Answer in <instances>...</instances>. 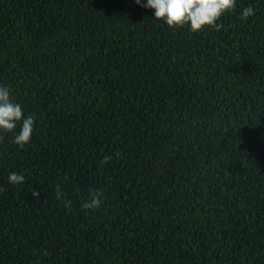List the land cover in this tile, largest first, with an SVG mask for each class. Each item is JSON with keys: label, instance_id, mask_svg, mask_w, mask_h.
<instances>
[{"label": "trees", "instance_id": "trees-1", "mask_svg": "<svg viewBox=\"0 0 264 264\" xmlns=\"http://www.w3.org/2000/svg\"><path fill=\"white\" fill-rule=\"evenodd\" d=\"M217 23L0 0V86L36 117L23 149L0 131V264H264V0Z\"/></svg>", "mask_w": 264, "mask_h": 264}, {"label": "clouds", "instance_id": "clouds-1", "mask_svg": "<svg viewBox=\"0 0 264 264\" xmlns=\"http://www.w3.org/2000/svg\"><path fill=\"white\" fill-rule=\"evenodd\" d=\"M135 3L143 8L152 9L153 17L164 21L169 28L190 25L192 32H199L207 27L220 31L223 24H218L217 21L236 7V0H146V3L135 0ZM252 15H254V9L251 6L244 7L241 19L246 20ZM35 120L34 115L25 116L22 106L11 98L8 87L0 86V131L13 132L19 123L20 130L15 134L13 143L23 149L31 142ZM114 155L118 156L119 153ZM111 159L112 157L105 155L100 163L107 164ZM8 183L13 186L21 185L25 183V177L21 173L12 171L8 175ZM31 194L39 198L37 190H33ZM55 197L64 204L66 209L71 210L72 201L67 198V193L59 184L56 185ZM103 200V191L89 189L88 199L82 203L81 207L86 211H95L101 207Z\"/></svg>", "mask_w": 264, "mask_h": 264}]
</instances>
